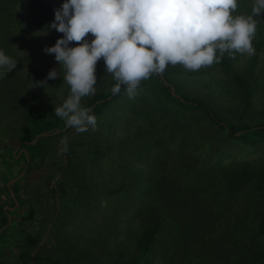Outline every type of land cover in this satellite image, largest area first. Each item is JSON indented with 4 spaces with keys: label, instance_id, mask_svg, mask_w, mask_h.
<instances>
[{
    "label": "trees",
    "instance_id": "16d2710c",
    "mask_svg": "<svg viewBox=\"0 0 264 264\" xmlns=\"http://www.w3.org/2000/svg\"><path fill=\"white\" fill-rule=\"evenodd\" d=\"M63 3L0 0V51L17 61L0 79V177L7 194L0 200V264H156L157 256L162 264H264V161L208 164L231 148L264 152V108L253 107L258 53L240 73L227 52L217 50L214 63L236 89L228 103L186 89L172 64L142 80L128 101L126 86L112 93L118 81L101 57L96 93L81 99L96 117V128L77 133L54 114L71 95L65 69L55 57L32 58L19 48L28 31L49 30ZM255 3L237 0L232 15L252 16ZM253 19L264 39V13ZM63 35L50 29L45 36L53 46ZM253 44L256 51L264 46L262 40ZM53 68L60 76L33 87ZM125 101L136 114L133 121L161 123L166 133L148 142L152 133L138 127L134 138L115 144L105 126L120 121ZM155 142L177 146L173 154H156L152 163ZM135 144L129 160L124 154ZM237 198L242 207L234 211ZM104 207L109 217L97 221L94 214ZM134 217L141 223L133 252L120 237Z\"/></svg>",
    "mask_w": 264,
    "mask_h": 264
},
{
    "label": "clouds",
    "instance_id": "9594fccd",
    "mask_svg": "<svg viewBox=\"0 0 264 264\" xmlns=\"http://www.w3.org/2000/svg\"><path fill=\"white\" fill-rule=\"evenodd\" d=\"M236 8L237 0H64L47 25L64 35L44 49L55 54L65 69L63 80L71 92L62 106L54 108L55 116L77 133L89 127L95 130L96 117L90 107L81 106V99L96 93V64L101 57L106 72L118 81L112 93L118 94L124 85L132 98L142 80L162 73L169 64L196 71L217 61V50L229 56L254 54L257 21L253 16L264 13V0H256L252 16L234 17ZM89 33L94 36L90 43L85 40ZM73 41L77 46H70ZM16 64L0 51V79ZM58 76L53 68L33 87H46L47 80Z\"/></svg>",
    "mask_w": 264,
    "mask_h": 264
},
{
    "label": "rangeland",
    "instance_id": "374dc122",
    "mask_svg": "<svg viewBox=\"0 0 264 264\" xmlns=\"http://www.w3.org/2000/svg\"><path fill=\"white\" fill-rule=\"evenodd\" d=\"M38 32H41V31H38L35 29L28 31V34H26L24 38H22V44L19 48H23L24 54L28 55L29 57L34 58L37 55H41L48 62L52 61V59L55 57V54H48L44 51L46 47H51V46L47 42L45 35H35V33L43 34V32L42 33H38ZM258 34H259V31L258 32L256 31V33L254 34L252 38V46L254 49V54H248L245 52V53H236V55L233 54L232 56H229V54L227 53L228 56L232 60L233 70H235L236 72H240V73L245 70L246 65L250 61V59L258 53L260 61L255 66L254 73L258 75V78L260 79V85L256 87L257 92L253 98V107L257 110L264 108V78H263L264 77V52L262 50L264 49V46L261 49V51H256L255 45L253 44L254 41H257V40H262L264 43V39H260ZM92 39H94V36H92L91 33H89L85 37V40H88L89 43L91 42ZM33 62L34 61L32 60V63ZM24 66L26 67L24 68L25 70L29 68V67L27 68L26 64ZM173 68L179 76L184 78V83H185L184 87L186 89H190V90L197 91L199 93L201 92L203 94H206L208 97L212 98L214 101H217V102L228 103L229 100L231 101V100L236 99V89L234 88V85H232L230 80L225 76L223 72L219 70V68L215 65L214 62L211 65L204 66L196 71L186 69L182 64H176L175 67ZM132 98L131 99L129 98L127 100L128 101L132 100ZM126 101H125V105L122 106L123 107V109L121 110L122 112H120L122 114V117L119 118L120 121H118L111 128L108 126H105L106 132L109 131L111 133L110 137L115 144L116 143L119 144L120 139L126 140L128 138L131 139V137L134 138L136 134V128L138 129V127H140L141 130H144V131L149 130L152 133L151 136H148V138H150L148 139V142L154 140L157 137L158 138L162 137V135L166 133V131L162 130L161 123H156L154 127H151L149 125V120L147 118L133 121V118L136 116V114L131 109V105L127 103ZM158 134H160V136ZM167 140H170L168 136H167ZM135 141L140 144L143 141V139L136 138ZM171 141H173V139ZM137 145L138 144H135V146L130 145L127 147L128 151L126 154H124V156L127 159H129V157L131 158L132 155H134V150L135 148H137ZM176 146L177 145L175 144V142H169L168 146L165 148L162 145L157 144L156 142H155V145L150 144L149 157L150 156L153 157L152 163L155 160L154 158L156 154L162 152L164 149H166L168 152L173 154ZM190 149L191 148H188L187 151H190ZM198 150H199L200 157L201 158L205 157V153H204L205 148H200ZM171 157H173V155L168 157L167 160L169 161ZM219 157H220V160H219ZM218 161L221 164L217 163ZM262 161H264V152L260 148L245 147L242 150L231 148L229 151L223 152L220 156L212 157L210 161H208V164H211V165L216 164L217 166V165H226L230 162H243L249 165L257 166V165H260ZM145 168L147 169L148 166ZM13 182L14 181L11 179L10 181H8L7 185L10 186ZM6 197H7V194L3 190V180L0 177V200L3 201L6 199ZM238 197H243V196L240 195ZM235 200L237 204H235L234 202L232 209L234 211H236V208L240 210L242 207V199L237 198ZM251 211L247 213L246 216H244L247 218V220L250 219ZM110 212L111 211L105 210V207H104L103 209L98 210L96 214L94 215L96 216V220L100 221V217H99L100 215H103L108 218L109 217L108 214ZM13 217L14 216H11V218ZM223 219L224 217L221 219V221ZM140 223H141V219L138 217H134L129 221L128 228L130 232L126 230L125 227H122V231L124 233L121 234L120 238H123L126 248L129 251H133V252L135 251L134 240L136 239L135 235H137L140 230ZM155 260H156V264H162L160 263L159 256H157Z\"/></svg>",
    "mask_w": 264,
    "mask_h": 264
},
{
    "label": "water",
    "instance_id": "95a60500",
    "mask_svg": "<svg viewBox=\"0 0 264 264\" xmlns=\"http://www.w3.org/2000/svg\"><path fill=\"white\" fill-rule=\"evenodd\" d=\"M16 178L12 179L13 181L15 180Z\"/></svg>",
    "mask_w": 264,
    "mask_h": 264
}]
</instances>
